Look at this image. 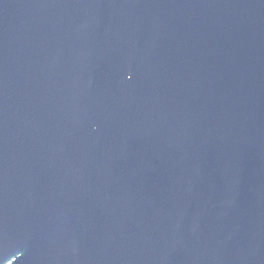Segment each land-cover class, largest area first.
Wrapping results in <instances>:
<instances>
[{
  "label": "water",
  "instance_id": "water-1",
  "mask_svg": "<svg viewBox=\"0 0 264 264\" xmlns=\"http://www.w3.org/2000/svg\"><path fill=\"white\" fill-rule=\"evenodd\" d=\"M0 264H264V0H0Z\"/></svg>",
  "mask_w": 264,
  "mask_h": 264
}]
</instances>
